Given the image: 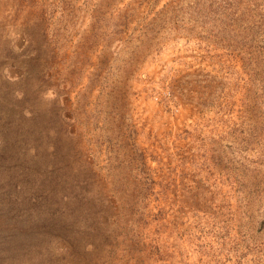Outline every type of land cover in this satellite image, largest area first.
<instances>
[{
    "label": "rangeland",
    "instance_id": "rangeland-1",
    "mask_svg": "<svg viewBox=\"0 0 264 264\" xmlns=\"http://www.w3.org/2000/svg\"><path fill=\"white\" fill-rule=\"evenodd\" d=\"M39 1L42 28L26 0L33 10L12 20L13 0H0V264L37 249L51 229L67 242L87 236L84 223L106 230L95 225L102 203L87 222L68 214L72 180L83 178L125 208L111 219L116 247L101 248L113 256L98 264H264V127L252 110L264 102L262 78L204 36L212 22L192 11L199 0L167 14L158 11L168 0ZM125 9L136 12L125 41L111 40L101 58L100 28ZM19 39L27 43L17 51ZM53 60L58 75L48 78ZM12 63L26 78L7 79ZM23 108L43 124L25 111L19 119ZM52 129L64 140L56 155L36 138ZM44 192L52 208L38 217ZM124 228L136 234L130 246ZM83 244L73 248L82 258Z\"/></svg>",
    "mask_w": 264,
    "mask_h": 264
},
{
    "label": "trees",
    "instance_id": "trees-1",
    "mask_svg": "<svg viewBox=\"0 0 264 264\" xmlns=\"http://www.w3.org/2000/svg\"><path fill=\"white\" fill-rule=\"evenodd\" d=\"M141 3L146 0H140ZM160 0H154L157 4ZM185 0H168L162 8L158 11V14L168 12L180 11V4ZM24 2V0H13V4L11 5V9L14 8V16H8V11L6 14V18H18V14L20 15L25 12V10L32 11L31 8H22L20 4ZM29 5L34 7L36 11L39 13L35 18L34 24L43 25V21L46 18V12L42 6L41 1L39 0H26ZM197 7H195L193 12L202 15L203 17L209 16L211 18V26L209 27L210 33L209 36L204 35L206 37L214 38V45L220 46L221 49H226L227 47L235 48L237 53L240 56V59L245 63L248 68V71L255 76H259L262 78L261 85L262 86V100H264V0H199L197 2ZM132 7V6H131ZM183 7V6H182ZM10 8V7H9ZM8 8V9H9ZM7 9V10H8ZM128 9V8H126ZM117 11V14L112 12V19L110 26L111 28L108 30L101 29L103 34L101 37L98 35L100 41L99 45L95 44L96 50L100 53L101 58L106 55V48L108 47V43L112 40H117L118 43L124 42V37L126 35V26L127 23L130 22L132 17L136 15V12L132 10L131 12L128 10ZM185 9V8H182ZM191 8L189 7L190 10ZM10 10V9H9ZM134 14V15H133ZM154 19L152 23L154 24ZM42 28V26L40 27ZM150 29V28H148ZM147 29V30H148ZM212 31V34H211ZM42 32H45L44 30ZM200 36V35H199ZM201 37V36H200ZM20 45H16V50L20 51L25 48L26 40L19 39ZM116 45V42L114 43ZM77 46V45H76ZM76 46L73 49L76 51ZM226 47V48H225ZM80 50L83 49L81 46ZM99 55V54H98ZM78 66H81L82 62H76ZM54 64V65H53ZM52 63H45V71L44 73H50L51 76L48 78H53L55 75H58L54 72L55 63L53 60ZM8 75V80H20L22 78H26L28 74L25 67L21 64L15 63L5 68ZM29 78V77H28ZM43 79V78H41ZM61 85H57L60 87ZM13 95V94H12ZM14 97L25 98V94L23 91H17ZM259 97V96H258ZM258 97H256V101H258ZM251 100V99H250ZM247 99V101H250ZM260 105L264 106V102H260ZM257 105L252 110L255 111L253 114H257L258 121L261 127H264V116L260 115L261 106ZM23 112L18 111L17 116L19 119H25L24 111L27 113V120L36 123L44 122V118H40L34 109L23 108ZM61 118V116H60ZM51 120L52 118H48ZM53 120V119H52ZM61 120L65 121V116L61 118ZM257 121V122H258ZM22 131V130H21ZM52 134H48L47 138L42 137V133L40 131L37 132L38 136L36 137L38 140H47L51 143V148L53 154H58L59 151V143L61 145L62 141H64L61 137L58 136L59 132L55 133V130L52 129ZM54 131V133H53ZM30 131L29 134H31ZM58 133V134H57ZM49 149V146L46 147V151ZM39 147L36 146L35 151L38 152ZM61 150V149H60ZM61 152L59 151V154ZM65 156V155H64ZM63 156V158H64ZM57 165V159L52 163ZM60 173V171H58ZM54 173V172H52ZM61 174V173H60ZM57 173L55 172V176ZM74 178L75 174H71ZM82 186L77 182L72 180V195L68 197V202L66 203L70 211H68L69 216H76V220L80 219L84 222H87L89 218L93 216V209L95 208V203H102L104 211L107 210L110 213V217L107 216V213L99 214L101 212H95L96 218L98 219L97 224L98 227L102 229H106L103 232L96 233V227L88 225L87 223L83 224V228L87 229L89 232L87 236L81 237L80 240H74L72 242H67L61 237L57 236L52 232V229L44 234H38L42 236L41 240H38L36 243L37 249L27 251L24 257L15 262V264H98L102 258L107 257L110 258L113 255H108L111 253V249L106 251L101 249L103 243L105 242H113L112 245H115V239L117 235L115 232L117 230L116 221L112 222V218L114 215L118 217L122 216L124 212V207H119L118 202L115 198H113V194L108 190L102 189L98 194H94L93 191L88 189V181L84 178L82 179ZM72 185V184H71ZM44 198H42V202H39L40 205L34 204L35 208L40 206L38 211V217H42L44 212L52 208L51 201L48 197L49 193H43ZM99 195V196H98ZM92 200V201H91ZM70 203V204H69ZM55 205V203H54ZM106 215L107 217H103ZM47 222V220H46ZM77 222V221H76ZM75 222V223H76ZM94 224V223H92ZM116 227V228H115ZM45 228H49L48 225H45ZM101 229V230H102ZM116 229V230H115ZM124 230V239L123 242L130 246L131 240L128 239L130 235L134 238L136 234L131 230L127 231L126 228ZM104 233V237H102ZM84 242V250L85 254H83L82 258L78 253V251L73 250V248H77V244ZM34 241V246H35ZM139 243V242H138ZM101 245V246H100ZM17 259V257L13 258ZM112 264V263H111Z\"/></svg>",
    "mask_w": 264,
    "mask_h": 264
}]
</instances>
